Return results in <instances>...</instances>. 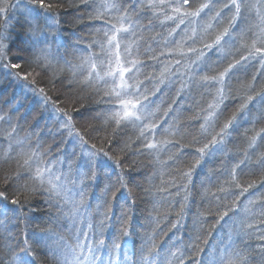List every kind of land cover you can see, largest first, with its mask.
<instances>
[{"label": "snow or ice", "instance_id": "1", "mask_svg": "<svg viewBox=\"0 0 264 264\" xmlns=\"http://www.w3.org/2000/svg\"><path fill=\"white\" fill-rule=\"evenodd\" d=\"M5 85L0 264H264V0H0Z\"/></svg>", "mask_w": 264, "mask_h": 264}, {"label": "trees", "instance_id": "2", "mask_svg": "<svg viewBox=\"0 0 264 264\" xmlns=\"http://www.w3.org/2000/svg\"><path fill=\"white\" fill-rule=\"evenodd\" d=\"M80 35H86V30L85 32H81L79 33ZM256 71L255 68H251L249 69V73H248V78L250 79L251 78V75L254 74ZM70 75V74H69ZM234 85L235 86H238V84L234 81ZM11 96H12V89L10 86L8 85H5L2 89H0V107H3L4 111L7 112L8 109L11 107L12 104L15 103L14 100H11ZM5 101H9V103H5ZM234 110V106L230 107L229 110H228V113L227 114H230V112ZM23 109H21V114L23 113ZM35 111H33L32 113H30L27 117V120L29 123H31L32 121V117L35 115ZM14 115V119H15V115L16 114H13ZM186 115H191V113H187ZM29 123H25L24 121H21V124H22V130L20 132V135L21 136H24L25 134H27V130H28V127H29ZM5 127H7L5 125ZM198 127V125H197ZM243 131V129H241V132ZM52 141L51 139H47L45 141V147H47L49 144H51ZM6 146V145H5ZM55 151V149H54ZM139 159H143L142 157L139 158ZM207 172V169L205 170ZM97 197H99L101 195V193L99 192V190H97V193H96ZM39 199V198H37ZM99 203V200H94L93 203H92V208L90 209V211H93L95 212V209H96V204ZM42 207V206H41ZM146 207H150V205H141L140 206V209L137 210L136 212V217H137V220L136 222L137 223H140L143 221V216L147 215V212L144 211V209ZM193 211H195V209H193ZM37 215H40L39 213H37ZM45 219V217L41 216L39 220L37 221H33V226L36 227V226H39V227H46L47 225H45L43 223V220ZM189 225H191V219H189ZM164 227V232H168V229L170 228V224L168 225H162ZM137 233H140L142 234L143 233V230L140 229V228H137L136 229ZM169 236H171V233H169L168 236H164L163 233L160 234V236L157 238V243H160L161 241H167V245H166V249L167 250V247L170 246L171 244L173 243H176V240L179 239V237L181 236V233L180 232H177L176 233V237L173 238V239H169ZM188 243V236L185 235L184 238H183V244H187ZM181 245L179 243H176V247H180ZM131 248V245L129 246ZM139 248H140V244H139V240H137V244H136V247H135V251H136V256L133 257V259H136L138 260L139 259Z\"/></svg>", "mask_w": 264, "mask_h": 264}]
</instances>
